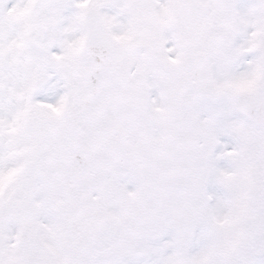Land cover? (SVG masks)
<instances>
[{
    "label": "snow or ice",
    "instance_id": "obj_1",
    "mask_svg": "<svg viewBox=\"0 0 264 264\" xmlns=\"http://www.w3.org/2000/svg\"><path fill=\"white\" fill-rule=\"evenodd\" d=\"M0 264H264V0H0Z\"/></svg>",
    "mask_w": 264,
    "mask_h": 264
}]
</instances>
